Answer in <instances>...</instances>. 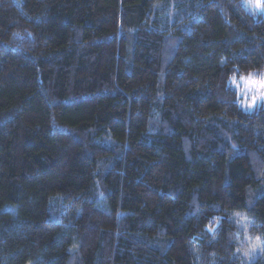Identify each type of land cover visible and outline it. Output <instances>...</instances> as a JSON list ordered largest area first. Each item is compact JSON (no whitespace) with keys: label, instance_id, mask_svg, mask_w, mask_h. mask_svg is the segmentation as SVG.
<instances>
[{"label":"trees","instance_id":"1","mask_svg":"<svg viewBox=\"0 0 264 264\" xmlns=\"http://www.w3.org/2000/svg\"><path fill=\"white\" fill-rule=\"evenodd\" d=\"M261 72L248 0H0V264H264Z\"/></svg>","mask_w":264,"mask_h":264},{"label":"rangeland","instance_id":"2","mask_svg":"<svg viewBox=\"0 0 264 264\" xmlns=\"http://www.w3.org/2000/svg\"><path fill=\"white\" fill-rule=\"evenodd\" d=\"M248 4L251 6V9L257 10L259 12L264 13V6H257V4L255 3V0H248ZM261 5H264V0H261ZM252 76V78L254 80H260V79H264L262 78L260 75H250ZM234 81V79H233ZM232 81V85L234 87V89L236 90L237 93V97H238V102L242 101V100H250L252 95L254 94H258V92L256 90L253 91H246L244 93L240 92V88H242L244 86L243 84V79L241 78H235V82ZM262 102H264V99L258 101L257 106L259 104H261ZM256 106V107H257ZM243 109L251 111L254 108H247V107H243L241 106ZM239 220L242 221V218H239ZM243 222V221H242ZM240 236L243 242V248L244 250V257L249 259L250 255L252 256H257L260 254L261 250H260V246H261V241L259 240V238L254 237L253 235H251V233L248 231L247 227H240Z\"/></svg>","mask_w":264,"mask_h":264},{"label":"clouds","instance_id":"3","mask_svg":"<svg viewBox=\"0 0 264 264\" xmlns=\"http://www.w3.org/2000/svg\"><path fill=\"white\" fill-rule=\"evenodd\" d=\"M257 6L261 5V0H255ZM260 76L264 78V72L260 73ZM244 86L240 88V92L244 93L246 91L256 90L258 94L252 95L250 100H242L239 102L238 106L247 107L249 109L257 106L258 101L264 99V79L254 80L252 76L242 77ZM235 82V79L234 81Z\"/></svg>","mask_w":264,"mask_h":264}]
</instances>
